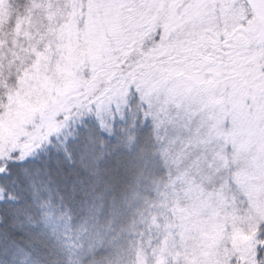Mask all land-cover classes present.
Wrapping results in <instances>:
<instances>
[{"label": "snow or ice", "instance_id": "1", "mask_svg": "<svg viewBox=\"0 0 264 264\" xmlns=\"http://www.w3.org/2000/svg\"><path fill=\"white\" fill-rule=\"evenodd\" d=\"M0 12V33L28 17L44 38L94 21L114 69L85 65L98 84L49 150L9 156L30 165L13 178L27 205L0 215V264H264V243L241 252L178 221L196 191L210 218L264 206V0H0ZM19 39H0V77L14 84L39 55L9 60ZM145 213L174 231L133 244L126 234Z\"/></svg>", "mask_w": 264, "mask_h": 264}, {"label": "rangeland", "instance_id": "2", "mask_svg": "<svg viewBox=\"0 0 264 264\" xmlns=\"http://www.w3.org/2000/svg\"><path fill=\"white\" fill-rule=\"evenodd\" d=\"M7 12H0V20L7 19ZM15 27L0 33V39L19 42L15 50L6 49L9 60L15 53L20 61L28 60L33 50L39 52L28 60V67L23 71L18 83L6 82L0 77V83L7 89V102L0 111V169L2 163L9 160L13 150L19 148L21 153L29 151L37 144L47 146L46 138L63 125V116L81 103V92L92 93L97 81H85V65L88 69L101 71L112 69L106 54V44L101 27L90 22L84 29L75 23L65 24L55 30L54 35L44 38L30 31L28 17L17 21ZM19 66V64H18ZM99 79V78H98ZM20 159L19 156L15 157ZM10 161V160H9ZM4 192L0 188V201ZM207 201L194 193V203L178 214L185 235L197 230L200 237L210 244L216 241H230V247L239 248L241 252L254 251L257 243H264V206H257V214L230 211L220 216L205 214ZM214 213V210H209ZM225 221L231 225L229 232H224ZM157 224L151 222V216L143 222L142 245L147 246L149 237L152 243L172 229L166 228L163 216L157 217ZM258 226L260 231H258ZM173 237L169 236L171 243Z\"/></svg>", "mask_w": 264, "mask_h": 264}, {"label": "trees", "instance_id": "3", "mask_svg": "<svg viewBox=\"0 0 264 264\" xmlns=\"http://www.w3.org/2000/svg\"><path fill=\"white\" fill-rule=\"evenodd\" d=\"M15 3L16 0H13ZM14 11V9H13ZM0 88H5L0 83ZM7 96V91L0 92V108H2L5 104L3 100V96ZM48 147L46 146L44 149H41L42 152L48 151ZM17 162L12 161H4L2 163V168L0 169V172L5 174L3 179H0V188L4 192V199L0 201V215H7L11 216L12 214L16 213L18 210L23 209L26 207L27 202L25 200V197L27 195L24 186L14 184L13 178L20 172V170L24 167H30V165H23L19 163V159H16ZM10 173L11 177L7 176L6 174ZM19 202V203H18ZM149 217L148 213H145L144 217H140L139 215H136L133 217L136 221V231L131 232L129 231L126 234V237L128 240H130L133 244H136L137 241L142 242V237L140 236V230L143 222ZM37 221L39 220V217H36ZM143 220V222H141ZM40 229L37 227L36 229H33L34 232H38ZM18 259L24 260V256H20Z\"/></svg>", "mask_w": 264, "mask_h": 264}]
</instances>
